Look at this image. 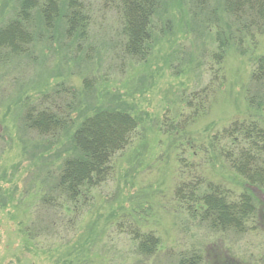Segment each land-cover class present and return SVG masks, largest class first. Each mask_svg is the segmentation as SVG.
Segmentation results:
<instances>
[{
  "label": "rangeland",
  "instance_id": "374dc122",
  "mask_svg": "<svg viewBox=\"0 0 264 264\" xmlns=\"http://www.w3.org/2000/svg\"><path fill=\"white\" fill-rule=\"evenodd\" d=\"M17 1L0 0V24ZM75 2L87 13L84 38L68 43L43 33L28 52L0 55V264H178L183 253L198 254L199 264H264V220L241 233L215 232L191 220L174 198L180 180L198 177L243 188L210 142L237 118L255 116L264 126V106L254 111L247 98L260 90L250 73L254 57L264 54V36L249 29L250 43L246 30L237 31L246 25L222 11V0L200 9L168 0L158 14L169 27L137 61L120 48L115 0ZM216 24L229 42L220 63L212 57ZM61 87L82 114L97 102H123L138 122L106 180L75 197L55 188L73 128L52 139L22 121L24 100L35 105ZM251 190L264 201V187ZM148 231L159 244L142 255L134 235Z\"/></svg>",
  "mask_w": 264,
  "mask_h": 264
},
{
  "label": "trees",
  "instance_id": "16d2710c",
  "mask_svg": "<svg viewBox=\"0 0 264 264\" xmlns=\"http://www.w3.org/2000/svg\"><path fill=\"white\" fill-rule=\"evenodd\" d=\"M115 1L118 31L123 38L122 43L119 41L120 48L130 59L144 61L153 42L163 36L169 27L170 19L165 20L158 14L168 0ZM190 2L192 7L200 9L207 7L208 0ZM214 10L211 14L217 22ZM222 11L246 25L237 27V31L246 30L245 36H251L250 43L254 39L249 29L264 36V0H222ZM86 15L76 6L75 0H18L13 11L0 24V55L3 52H28L30 45L39 40L43 33L48 40L51 35H59L66 38L68 43L77 42L79 38H84L87 31ZM159 22L164 24L159 27ZM224 34L225 31L216 24V49L212 57L217 63L223 60L228 51L229 42ZM252 66L250 80L260 90L258 94H247V98L252 110L257 111L264 106V54L255 56ZM89 81L92 80H83L86 95L92 89ZM61 88L52 94L40 95L35 105L24 100L22 121L35 134L52 139L62 130L73 128L66 140V151L70 154L59 168L55 188L69 197H75L81 189L88 191L106 180L115 156L132 143L138 122L123 102L118 107L101 106L97 102L95 107L82 114L78 107L73 106L74 94H70V102H67L59 94L65 90ZM254 117L231 121L218 135H213L210 142L213 152L245 182L240 191L200 177L198 180H180L174 188V198L179 207L191 220H197L212 231L241 233L252 229L254 223L261 227L264 220V201L256 202L255 192L251 190L253 187H264V126ZM176 126L172 125L171 129ZM213 142H217V146ZM188 144L192 153H196V142L189 139ZM134 236L140 254L155 252L159 239L154 233L135 232ZM199 261L198 254L183 253L178 264H199Z\"/></svg>",
  "mask_w": 264,
  "mask_h": 264
}]
</instances>
